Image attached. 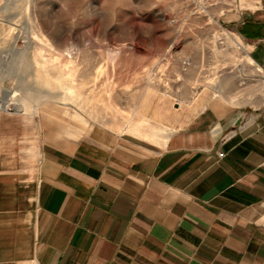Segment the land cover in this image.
Listing matches in <instances>:
<instances>
[{
  "label": "crops",
  "instance_id": "1",
  "mask_svg": "<svg viewBox=\"0 0 264 264\" xmlns=\"http://www.w3.org/2000/svg\"><path fill=\"white\" fill-rule=\"evenodd\" d=\"M259 4L235 28L264 67ZM160 83L139 131L93 125L38 162L0 145V264H264V99L189 106Z\"/></svg>",
  "mask_w": 264,
  "mask_h": 264
},
{
  "label": "rangeland",
  "instance_id": "2",
  "mask_svg": "<svg viewBox=\"0 0 264 264\" xmlns=\"http://www.w3.org/2000/svg\"><path fill=\"white\" fill-rule=\"evenodd\" d=\"M260 1L0 0V145L38 162L47 143L93 125L139 131L149 125L137 111L143 87L158 82L180 104L213 89L259 105L264 67L235 23ZM199 75L205 84L184 89Z\"/></svg>",
  "mask_w": 264,
  "mask_h": 264
},
{
  "label": "built area",
  "instance_id": "3",
  "mask_svg": "<svg viewBox=\"0 0 264 264\" xmlns=\"http://www.w3.org/2000/svg\"><path fill=\"white\" fill-rule=\"evenodd\" d=\"M190 1L195 9H204L213 5H217L218 0H188Z\"/></svg>",
  "mask_w": 264,
  "mask_h": 264
},
{
  "label": "bare ground",
  "instance_id": "4",
  "mask_svg": "<svg viewBox=\"0 0 264 264\" xmlns=\"http://www.w3.org/2000/svg\"><path fill=\"white\" fill-rule=\"evenodd\" d=\"M69 94H71V92H69ZM4 107H5V108L7 107V103L4 104Z\"/></svg>",
  "mask_w": 264,
  "mask_h": 264
}]
</instances>
